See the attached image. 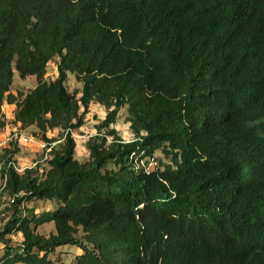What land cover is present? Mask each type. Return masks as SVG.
<instances>
[{"label": "trees", "instance_id": "obj_1", "mask_svg": "<svg viewBox=\"0 0 264 264\" xmlns=\"http://www.w3.org/2000/svg\"><path fill=\"white\" fill-rule=\"evenodd\" d=\"M15 72L35 87L11 93ZM5 104L18 132L64 134L42 167L0 156V264H264V0H0V128Z\"/></svg>", "mask_w": 264, "mask_h": 264}, {"label": "rangeland", "instance_id": "obj_2", "mask_svg": "<svg viewBox=\"0 0 264 264\" xmlns=\"http://www.w3.org/2000/svg\"><path fill=\"white\" fill-rule=\"evenodd\" d=\"M57 60L58 58L53 59L52 62L49 63L47 66V73L45 76V79L47 81H52L56 78ZM35 84L36 81L33 76H28L24 79H21L15 72L10 92L16 93L20 91L22 93H26L30 89H33L35 87ZM65 86L69 92L79 93L81 89V83L77 82L74 75L71 73H67ZM12 111V106H5L4 108H2L3 115L8 123L6 128L10 130L14 129V127L11 126ZM104 117L105 109L97 104H91L89 107V112L85 116L83 126H81L80 129L71 130V137L75 141V156L76 159H78L79 161H84L87 158L88 153L85 149V142L88 140L89 137L96 134L95 125L101 122ZM112 127L118 132L122 140L131 141L133 139V135L129 130V124L126 122V106L119 111L118 116L116 118V123ZM21 132L26 136H31L34 139V142L28 145H20L16 143V146H14V149H16L15 161L21 166L23 165L25 167H28L30 162L33 161L35 157H38L40 149L37 146V142L42 139L41 134L34 126L28 127ZM63 134L64 132L62 130H52L47 132L46 137L49 139L52 138L54 140H63ZM155 158L157 162L163 160L162 154L159 153L156 154ZM2 204L0 206V218L4 219V217L2 216H6V211L5 207L2 206ZM46 206L47 205H40L39 209H44ZM39 230L42 234L45 235L54 232L52 224L42 226L39 228ZM58 251L60 252V257L66 263H69L71 260H73L74 256L81 254V251L76 247H61L58 249Z\"/></svg>", "mask_w": 264, "mask_h": 264}, {"label": "built area", "instance_id": "obj_3", "mask_svg": "<svg viewBox=\"0 0 264 264\" xmlns=\"http://www.w3.org/2000/svg\"><path fill=\"white\" fill-rule=\"evenodd\" d=\"M70 134L72 135L71 131ZM61 141L62 140H56L50 143L45 142L43 140L38 141L37 146L40 149L39 155L37 158L35 157L34 160L30 162L28 167H25L23 165L21 166L20 164H18L15 161V157L14 159L9 160L5 164H3V167L5 171H7L8 169H12L17 173H22L25 169L42 167L49 160L53 148H55V146ZM32 142H34V139L31 136H26L22 132H18L15 128L11 130L7 129L6 127L0 128V156L4 154L6 150L10 149L11 144L13 143H18L20 145H28ZM134 164L136 165V167H141L146 171H150L154 167V161L152 159L147 163L143 160H136L134 161ZM1 170L2 163H0V190L3 189L6 182V173L2 175Z\"/></svg>", "mask_w": 264, "mask_h": 264}, {"label": "crops", "instance_id": "obj_4", "mask_svg": "<svg viewBox=\"0 0 264 264\" xmlns=\"http://www.w3.org/2000/svg\"><path fill=\"white\" fill-rule=\"evenodd\" d=\"M5 106H12V105H6V104H5L2 108H4ZM12 107H13V106H12ZM13 109H14V107H13ZM18 159H19V158H18ZM22 159H23V158H22ZM22 159H21V160H22Z\"/></svg>", "mask_w": 264, "mask_h": 264}]
</instances>
